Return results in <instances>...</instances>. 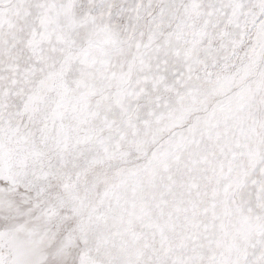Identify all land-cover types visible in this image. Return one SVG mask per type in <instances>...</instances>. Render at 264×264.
<instances>
[{"label": "snow or ice", "instance_id": "6c2138e0", "mask_svg": "<svg viewBox=\"0 0 264 264\" xmlns=\"http://www.w3.org/2000/svg\"><path fill=\"white\" fill-rule=\"evenodd\" d=\"M0 264H264V0H0Z\"/></svg>", "mask_w": 264, "mask_h": 264}]
</instances>
